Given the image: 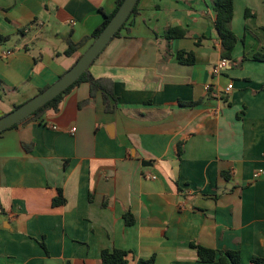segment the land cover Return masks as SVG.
Returning <instances> with one entry per match:
<instances>
[{"label": "crops", "instance_id": "obj_1", "mask_svg": "<svg viewBox=\"0 0 264 264\" xmlns=\"http://www.w3.org/2000/svg\"><path fill=\"white\" fill-rule=\"evenodd\" d=\"M232 2L237 43L220 74L209 0H137L88 68L111 83L108 112L81 82L0 132V264H101L115 249L128 264H206L190 243L264 258V173L252 178L264 171V62L251 59L264 0ZM115 3L0 0V117L69 69ZM173 27L185 35L167 41Z\"/></svg>", "mask_w": 264, "mask_h": 264}, {"label": "trees", "instance_id": "obj_2", "mask_svg": "<svg viewBox=\"0 0 264 264\" xmlns=\"http://www.w3.org/2000/svg\"><path fill=\"white\" fill-rule=\"evenodd\" d=\"M209 1L211 3V8L214 13V20H213L212 26L216 33L218 42H219L220 58L231 60L232 52L237 43V37L231 30V26H230L232 16H233V2L232 0H209ZM121 2L122 0H116L114 10L108 15H103V21L91 33L92 39H94L100 33V31L105 27V25L108 23V21L111 19V17L114 15L116 10L120 6ZM136 5H137V2L134 5L133 9L131 10L126 21L121 25V27L117 30V32L114 34L113 37L119 36L121 30L124 28L130 16L136 13ZM184 35H185V30L180 27L168 28L162 33L163 38L166 39L167 41L172 40V39L183 38ZM6 40H7V37L0 36V45ZM74 51H75L74 45L68 42L63 54L65 56H69L73 54ZM244 58L245 57L243 56V59ZM176 59L179 64H183V65H191L194 62V57L191 52L179 51L176 54ZM251 59L254 61H258V62H264V47L261 50L253 52L251 54ZM81 82H86L88 84L89 96H92L96 91L101 92L104 109L106 112H108L110 110L109 100L114 99L112 91H111V83L108 80L93 78L89 74V71L87 69L64 91L56 95L54 98H52L50 101H48L43 106L36 109L33 113H31L27 117L31 115H35L38 112L48 107L55 108L57 103L61 99V97L65 93H67L71 88H73L74 86H76L77 84ZM196 104L197 103H191V105H196ZM18 106L19 105L13 106V108H16ZM27 117H25L24 119H26ZM24 119H22L21 121H23ZM21 121H19L18 123H20ZM18 123L14 124L10 128L15 127ZM183 142L184 141L182 140L176 144L177 153H181V149H182L181 147H182ZM62 203H63V198L61 196V192L60 190H57V196L52 199V204L56 206ZM124 222H125V225L132 224L133 219L129 213L124 214ZM40 245L44 247L42 243ZM189 246L195 249L197 258L202 263L240 264L239 252L236 250L219 251V250L206 248L201 245L194 244V243H190ZM130 254L131 253L129 251L118 250V249H115L112 251L102 250L100 252V263L101 264H128L127 258ZM150 262L151 260L149 261V263ZM250 263L251 264H264V258L252 257L250 260ZM65 264H68V263H65Z\"/></svg>", "mask_w": 264, "mask_h": 264}, {"label": "water", "instance_id": "obj_3", "mask_svg": "<svg viewBox=\"0 0 264 264\" xmlns=\"http://www.w3.org/2000/svg\"><path fill=\"white\" fill-rule=\"evenodd\" d=\"M137 0H122L120 6L92 40L87 49L77 58L74 64L59 76L53 83L39 91L29 100L0 117V132L18 123L36 109L46 104L56 95L70 86L92 64L94 59L101 53L117 30L126 21ZM142 166H150L149 162L142 161Z\"/></svg>", "mask_w": 264, "mask_h": 264}, {"label": "built area", "instance_id": "obj_4", "mask_svg": "<svg viewBox=\"0 0 264 264\" xmlns=\"http://www.w3.org/2000/svg\"><path fill=\"white\" fill-rule=\"evenodd\" d=\"M7 54H9V52H2L1 56H5ZM227 64H228V61L226 59L219 58L217 63H215V65L210 69V74L211 75L220 74V72L223 71L227 67ZM230 89H231V84H227L225 90L228 91ZM51 128L54 129V127H51ZM71 131H74V128H72ZM263 173H264L263 170H256L253 172L252 178L257 179ZM151 178L154 179L155 177L152 176Z\"/></svg>", "mask_w": 264, "mask_h": 264}]
</instances>
